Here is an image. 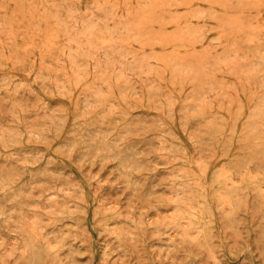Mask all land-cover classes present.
Here are the masks:
<instances>
[{
    "label": "rangeland",
    "instance_id": "1",
    "mask_svg": "<svg viewBox=\"0 0 264 264\" xmlns=\"http://www.w3.org/2000/svg\"><path fill=\"white\" fill-rule=\"evenodd\" d=\"M0 264H264V0H0Z\"/></svg>",
    "mask_w": 264,
    "mask_h": 264
},
{
    "label": "bare ground",
    "instance_id": "2",
    "mask_svg": "<svg viewBox=\"0 0 264 264\" xmlns=\"http://www.w3.org/2000/svg\"><path fill=\"white\" fill-rule=\"evenodd\" d=\"M251 36H249V41L251 40V38H250ZM256 38V37H255ZM252 39H254V38H252ZM254 41V40H253ZM188 208V207H187ZM194 212H195V210H194Z\"/></svg>",
    "mask_w": 264,
    "mask_h": 264
}]
</instances>
